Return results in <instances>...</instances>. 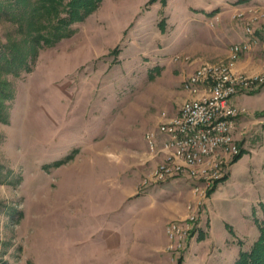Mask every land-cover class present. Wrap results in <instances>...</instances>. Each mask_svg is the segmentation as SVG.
I'll list each match as a JSON object with an SVG mask.
<instances>
[{"label":"rangeland","instance_id":"1","mask_svg":"<svg viewBox=\"0 0 264 264\" xmlns=\"http://www.w3.org/2000/svg\"><path fill=\"white\" fill-rule=\"evenodd\" d=\"M150 1L104 0L74 24L71 37L41 50L31 73L16 77L0 68L7 119L0 122V264H123L118 256L102 260V252L75 246L99 221L103 227L122 221L114 215L122 205L115 209L114 197L93 192L104 177L90 167H103L120 188L136 186L139 195L162 187L141 192L162 161L149 153L144 136L165 121L163 112L178 113L187 99L182 81L207 64L230 60L219 50L221 41H232L224 25L237 24L245 33L247 25L255 32L264 28V0ZM240 5L254 9L245 14L237 11ZM24 39L17 23L0 17V46ZM257 51L264 55L263 47ZM240 59L234 72L250 76L237 70ZM170 61L161 73L160 64ZM238 105L245 110L236 127L244 133L236 136L243 153L226 180L212 194L207 190L202 202L186 180H175L183 195L157 208L179 214L165 220V232L159 231L148 253L135 245L126 264H234L257 244L264 220V87L241 95ZM69 191L78 195L73 209L61 207L64 199L54 209V199ZM169 196L155 194L162 201ZM157 210L148 213L158 216ZM194 212L196 234L185 249L169 250L167 226L187 222Z\"/></svg>","mask_w":264,"mask_h":264},{"label":"built area","instance_id":"2","mask_svg":"<svg viewBox=\"0 0 264 264\" xmlns=\"http://www.w3.org/2000/svg\"><path fill=\"white\" fill-rule=\"evenodd\" d=\"M246 34L251 40L232 45L227 63L207 64L188 77L183 88L191 98L175 116L163 113L165 121L146 133L149 153L153 158L162 157V161L143 182L142 193L183 179L202 202L207 190L228 177L233 161L242 151L236 127L245 110L238 105V99L264 86V76L234 72V62L260 43L254 28L247 25ZM197 221L194 212L187 222L167 226L169 250L185 249L188 238L196 234Z\"/></svg>","mask_w":264,"mask_h":264},{"label":"crops","instance_id":"3","mask_svg":"<svg viewBox=\"0 0 264 264\" xmlns=\"http://www.w3.org/2000/svg\"><path fill=\"white\" fill-rule=\"evenodd\" d=\"M240 6H242V8L237 9V11L239 10H240L239 12L244 11L245 14L246 12L248 14L250 11H253L254 9L251 6H246V5L245 6L240 5ZM259 9L264 10V4L262 7H259ZM224 27H226V29H228V31L231 32V35H229L228 37L232 41L229 43H225L224 40L221 41V44L219 45L221 48H219V50L222 51L221 55L227 57L230 52V47L232 45L242 43V42H247L251 40V37L248 36L244 31L243 32L240 31L237 24L232 27H229V26L227 27L226 25H224ZM224 27H221L219 29L222 34L226 32V29H224ZM255 36L260 41L259 45L255 46L253 51L246 53L237 63V70L239 72L245 73L250 76L264 73V55L260 54L257 51V50H260L262 48V45L264 44L263 42L264 41L263 39L264 38V28L258 27V29H256ZM174 61L175 60H173V62ZM168 64H172V61L163 62L162 64H160L161 67L165 66L163 69L162 68L160 69L161 73H163L164 70H166V67ZM184 81L181 82V87H182L183 94L188 99L191 97V95L189 94V92L184 90L183 88ZM238 102H239V99H238ZM182 104H179L178 107L182 106ZM175 112H177V110L172 112V114H169V117L175 116L176 115ZM163 113L167 114V112H163ZM244 115L245 114L241 115L240 118L241 117L243 118ZM239 120L238 122L241 123L242 121L240 122ZM242 125H244V123ZM243 134L244 133L242 132L237 133V137L242 138L244 136ZM144 141L146 142L145 136H144ZM63 168L65 167H62V169ZM90 168H91L90 169L91 171H94V172L98 171L99 174L102 177H104V181H102L101 184H97L93 192L99 196L101 195V196H107V197L109 196L114 197V203L117 204L115 209H117L118 207H120V205H122L121 208H118L116 210L114 215L115 216L120 215L118 217H121L122 221L119 223H115L113 226H110V227H103L102 222L99 221L95 226L96 228H93V229L91 228L88 231L89 235H87V237L84 238V240H79L75 244V246L79 247L78 248L79 250H86L90 252L94 251V253H96L97 251L102 252L103 256L100 257L102 258V260H105V258L107 260H110L111 258L118 256L123 261V264H126L125 257L128 252L134 251L135 245H138V246L145 245L144 250L145 252L148 253L150 251V245L154 243V238L159 233V231L162 230L165 232V228H166L165 220L173 219L177 216V214H179L177 211L175 212L171 208V211L167 209L168 212H165V215H164L162 209L159 211L157 207H161L160 205H163V204L165 205H169L170 203L172 204L174 203L175 198L177 199L179 198L180 195H183V190L181 186L182 183L173 181L166 185L164 184L162 187L154 189L149 195H145V194L139 195L136 192V186L135 188L134 186H131V187L125 186V188H120L115 180H111L108 171H106V169H104L103 167L93 166ZM188 184L191 186L190 183ZM79 187H83V186L81 185V186H78V188ZM180 187L181 189H179ZM82 192H83V195H86L87 193H89L88 191H82ZM160 192L162 193L170 192V194H173V197L169 196L168 198H165V200L163 201L158 200L157 198H155V194L160 193ZM51 198L52 197H48V200H52ZM61 199H64L65 201V202H60L61 207L65 206L68 209V208H72V206L74 205L73 201L78 200V195L73 194V191H69L68 194L66 195L61 193L60 196L56 197V199H54L55 201L52 203L54 209H56L55 207H58L59 205L58 201ZM65 207H62V208H65ZM132 208L135 209V212L129 214V212H127V209H132ZM153 209L154 210L158 209L157 212H160L158 213L159 217L154 213H148L151 210L153 211ZM160 221L162 222V224H160ZM93 232H97V235L93 236L90 242L89 239L91 237V233ZM98 236H102V239L99 242H95ZM86 245H88V247ZM89 245H97V246L96 248H94V250H92L91 248H89ZM111 252H114V256H111ZM157 256L158 255L155 254L154 257H157ZM85 260H86L85 264H90L89 262H87V259Z\"/></svg>","mask_w":264,"mask_h":264},{"label":"trees","instance_id":"4","mask_svg":"<svg viewBox=\"0 0 264 264\" xmlns=\"http://www.w3.org/2000/svg\"><path fill=\"white\" fill-rule=\"evenodd\" d=\"M104 0H0V17L10 18L19 25L25 39L0 46V68L2 71L20 77L34 70L41 50L57 45L61 40L74 34L75 23L84 22ZM158 0H151L154 4ZM164 6L167 0H160ZM240 0L237 3H245ZM218 10L211 13L217 14ZM264 87V86H263ZM262 87V88H263ZM262 88L260 90H262ZM0 105V122L3 117ZM236 157L233 164L241 157ZM70 157L56 162L53 166L65 164ZM227 177L223 179L226 180ZM215 189L211 192V194ZM178 264H182L179 261ZM234 264H264V220L260 225V239L250 252H241Z\"/></svg>","mask_w":264,"mask_h":264}]
</instances>
